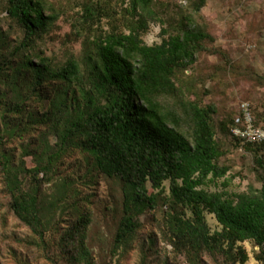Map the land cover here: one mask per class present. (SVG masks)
I'll return each mask as SVG.
<instances>
[{"label":"rangeland","instance_id":"obj_1","mask_svg":"<svg viewBox=\"0 0 264 264\" xmlns=\"http://www.w3.org/2000/svg\"><path fill=\"white\" fill-rule=\"evenodd\" d=\"M49 1L59 19L19 52L24 29L9 17L7 0H0V264H262L258 260L262 248L253 241L238 242L231 251L227 243L210 250L180 244L172 223L179 218L191 222L193 215L188 208L172 205L170 182L161 189L147 183L149 194L158 195L155 208L138 209L134 238L116 241L125 215L124 183L98 170L94 157L83 150L80 135L63 138L78 103L51 111L57 92L74 91L81 103L80 93L75 86L57 83L51 92L45 91L46 85L37 87L28 62L44 59L57 70L75 58L84 69L88 40L128 32L129 0ZM155 1L165 23L150 25L143 36L146 45L160 44L163 28L174 30L188 20L211 36L196 62L178 70L174 79L184 102L215 108L213 127L224 151L218 164L228 172L202 189L234 200L261 190L264 147L249 148L248 141L234 140L229 127L246 104L264 131V0H207L199 15L193 6L198 0ZM89 4L101 5L106 16L86 21L84 8ZM163 104L179 116L171 123L190 136L192 125L180 116L177 99L166 98ZM10 189L19 201L36 204L37 220L30 224L15 215ZM204 217L209 236L222 232L213 214L205 212ZM240 250L247 257L245 263Z\"/></svg>","mask_w":264,"mask_h":264},{"label":"trees","instance_id":"obj_2","mask_svg":"<svg viewBox=\"0 0 264 264\" xmlns=\"http://www.w3.org/2000/svg\"><path fill=\"white\" fill-rule=\"evenodd\" d=\"M206 1L193 2L195 15L200 14ZM7 13L25 32L24 40L16 48L19 52L46 33L60 17L49 0H7ZM126 14L129 17L125 22L127 33L111 32L94 41L88 40L84 48V69L75 58L57 70L44 59L38 64L28 62L37 87L46 85L45 91L51 92V85L57 83L68 88L75 86L80 93L81 103L74 91L71 95L69 91L57 92L51 99V111L56 107L59 111L61 105L78 103L76 115L68 119L63 138L80 135L83 150L94 157L98 170L124 183L125 215L116 241L122 244L134 238L138 209L155 208L158 195L149 194L147 183L161 189L165 182H170L172 205L188 208L193 215L191 222L179 218L172 223L180 244L210 250L227 243L231 251L238 242L253 241L262 248L258 260L264 264V183L261 190L240 194L236 200L202 189L209 181L221 179L228 172L227 167L218 164L224 151L213 127L215 108L184 102L174 80L178 70L196 62L211 36L201 25L188 20L174 30L163 28L162 42L148 46L143 36L151 24L162 20L156 1L129 0ZM103 16L106 10L101 5L89 4L84 8L83 17L89 23ZM166 98L177 99L180 116L192 125L190 136L178 129L176 122L171 123L172 118L179 116L166 110L163 104ZM236 118L229 127L234 140H238L232 133ZM254 126L259 128L255 121ZM247 146L262 148L264 143ZM260 165L264 170L262 161ZM10 193L15 215L30 224L32 219L37 220L36 204L19 201L14 189ZM205 212L215 216L223 228L221 233L209 236ZM240 257L245 263L247 257L243 250Z\"/></svg>","mask_w":264,"mask_h":264},{"label":"built area","instance_id":"obj_3","mask_svg":"<svg viewBox=\"0 0 264 264\" xmlns=\"http://www.w3.org/2000/svg\"><path fill=\"white\" fill-rule=\"evenodd\" d=\"M241 112L243 117H238L232 127L233 135L251 144L264 143V131L254 126V120L249 106L246 104L242 105Z\"/></svg>","mask_w":264,"mask_h":264}]
</instances>
